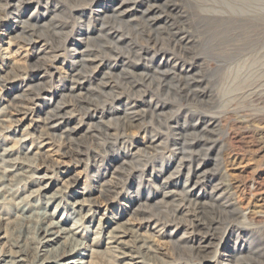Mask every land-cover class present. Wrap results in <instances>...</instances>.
<instances>
[{
  "label": "rangeland",
  "instance_id": "1",
  "mask_svg": "<svg viewBox=\"0 0 264 264\" xmlns=\"http://www.w3.org/2000/svg\"><path fill=\"white\" fill-rule=\"evenodd\" d=\"M147 1L0 0V157L8 149L18 158H0V174L13 165L47 176L13 182V200L0 203L14 221L0 219V249H17L16 202L49 184L48 193H60L54 219L67 227L76 199L92 203L76 237L87 253H104L87 256L89 264H126L106 248L107 229L118 224L133 264H264V0H151L159 7L149 21ZM112 41L119 49L109 55ZM81 51L98 55L99 67L71 92L70 75L86 69L75 62ZM81 96L100 100L105 114L84 115L73 103ZM60 103L68 118L45 126L48 106ZM127 113V134L104 141L100 129L116 133ZM26 154L37 167L20 163ZM197 177L198 186H185ZM143 238L151 251L138 247Z\"/></svg>",
  "mask_w": 264,
  "mask_h": 264
},
{
  "label": "bare ground",
  "instance_id": "2",
  "mask_svg": "<svg viewBox=\"0 0 264 264\" xmlns=\"http://www.w3.org/2000/svg\"><path fill=\"white\" fill-rule=\"evenodd\" d=\"M123 1H125V0H123ZM147 2H150L152 4L147 3L148 5L145 8H143L142 13H143L144 17L149 16L148 18L146 17V19H145V20L149 21V20H153V19H150L151 17L157 18V17H155L156 14L158 13V11H156V7H159V5H156L154 2H151V0H148ZM167 3L168 2H166V4ZM121 4L123 5L122 2H121ZM163 5H164V7H166L165 3ZM176 8L177 7H175L174 9L176 10ZM119 12H121V11H119ZM117 18H120L119 15L117 16ZM117 21L119 22L120 25L123 26V21L121 19H117ZM55 30L58 31V27L55 26ZM44 35H46V34H44ZM104 36L107 37L108 39H110V37L107 34H104ZM26 41H30V40L26 39ZM179 41H180V39H179ZM110 44L111 45H117V42L112 41ZM118 47H119L118 45H117V47L111 46V48H109L111 52H109V51H107V52H109V55H111L113 53L112 50H114L115 48H118ZM102 51H104V46L102 47ZM115 54H116V57L118 58L119 54L118 53H115ZM96 58H98V55L96 57V56L89 54V52H84V51H81L80 54L77 55L75 62H77L78 64L80 62L81 65L86 66V69L74 71V73H72L70 75L69 82H70L71 86H69L68 89L71 92H74L76 90V88H79L81 86L80 85L82 83L81 80H83V82L87 81L85 78L88 77L89 74L90 75L93 74L98 69L99 63L96 64V60H95ZM101 60H103V62H104L103 58H101ZM156 68H159V67H156ZM77 70H78V68H77ZM83 73H86V76ZM5 78H7V77L1 76L0 79L3 80ZM114 84L115 83H109V82H107V83L103 82L102 83V85H109L112 88L114 87ZM129 85H131V84H129ZM129 85L122 88V89H124L128 93L132 94V86H129ZM98 88H100L101 93L102 92L104 93V88H102L101 86H99ZM20 95H21L20 100L24 99L23 98L24 94L22 93ZM98 97L100 98V95H98ZM16 98H17V96H16ZM30 98H31L30 100L33 99V97H30ZM92 98L93 97L81 96L77 100H74L73 103L75 104V106L79 105L80 110H82V112H85L84 115H86L88 117H95V115L97 113H100V115H104L105 112H103V111L99 112V109L97 107L100 100L96 101L95 99H92ZM20 102L23 104V107L26 106V103H24V101H20ZM121 104L122 103H120L119 105L122 106ZM67 105H68V103H67ZM72 106H73V104H72ZM48 108H49V110L46 111L47 114H46V117L43 119V122H44L45 126H47V127L49 126L50 128L54 127V125H56L59 120L68 118V113L71 112V109H67L66 105L63 103H60L58 105L57 104L49 105ZM24 109L26 111L31 110L30 107L24 108ZM125 110L130 111L131 108L127 107V108H125ZM109 111H110V114H112L113 110L112 111L109 110ZM132 113H135V112H133V110H132ZM101 118H104V117H101ZM115 118L116 117H113L114 120H115ZM116 121L119 122V124L117 126H114L116 128L115 129L116 133L113 134L112 132L108 131L105 127L104 128L102 127L100 129L101 134L100 133L99 134L104 136V138H103L104 141L111 140L112 138H114L115 141L119 140L120 136L127 134L126 131L128 130V128L131 127V125L133 123L132 117H130V115H128V113H127V116H125L124 119H122V121H118V120H116ZM113 122H115V121L110 120V121H107V124L109 126H113ZM50 124L53 126H51ZM65 127H66V130H68L69 132L77 129V125L72 126L70 123L66 124ZM20 140L24 141V139H20ZM68 140L72 141V138H68ZM153 143H150V144L152 145ZM145 147H147V146H145ZM77 150H79V148ZM9 151L10 150H8V149H4L3 153L1 154V155H3V157H0L2 162H5V163L8 161H12V162L14 161L15 162L18 160L17 157L15 159L12 158L13 160L9 159L10 158L9 156H11V151L10 152ZM139 151L141 152V149ZM34 154L36 155V154H38V152H34ZM183 157H188L192 160L194 158V154L191 153L190 155H187V156L183 155ZM123 158H127V157L123 156ZM21 159H20L21 160L20 163H22V164L26 162L27 164H31V166L32 165L36 166L34 164L35 163L34 161L37 159L36 157L34 158L33 156H29V154H26V156L23 158L21 157ZM184 165H185V163H181L178 168H181ZM9 166L12 167V169L10 167L5 168L4 171H2V174H0V182L2 184V186H0V203L3 201H7V200H13V198H11L10 195L8 196V193H11V191L13 190V186H12L13 182L17 181L16 184L21 182V181L31 182L32 180H35V179H41L42 180V179H45L47 177L46 175H43V176L41 175V177L36 176V173H35L36 170L35 171L33 170L32 173L26 175V173L29 171L28 169L24 170V168L22 167V170H23L22 171L21 167H20L19 171H17V169L13 168V165H9ZM8 171H11V173L7 174L6 172H8ZM191 173H192L191 176L194 177L195 172H192V170L190 169L189 175ZM189 180L191 181L192 178H189ZM189 180L186 181L185 186L188 185L194 189L196 186L199 185L198 184V180H199L198 177H197L196 181H194L192 183L189 182ZM188 183H190V184H188ZM48 185L47 186L46 185L39 186L38 189L33 190L32 194L29 196V197H32V200L28 199L26 201V199L22 198V200H19L18 202H16L15 206L12 208L14 218L15 219L17 218L19 221V232H20L19 238H20V240H19V242H17V245H16L17 249L16 250L10 249V251L9 250L5 251L3 248L0 249V264H89V262L86 261V259H85L87 256L91 257V255H92V257H94L93 255H95V254L97 255V253H99V254L104 253L103 251H99V250L96 251L93 249H90L89 250L90 252L87 253L86 243L83 240L76 237L77 232L79 231L78 229L82 225H84L86 219L88 220L90 218V214L93 211L92 203H87V201H88L87 199H76V201H74V203H72V212L67 213V215H68V217H71V215L76 214L77 217H75L74 224L70 227H67V226L63 225L60 220L54 219L56 216L55 214L57 213V211L60 209L59 207L61 206V200L58 201V199H57V197H60V195H59L60 193L58 194L57 191H55V192L53 191L52 193H48L49 192L48 189L51 188ZM185 186L182 187L183 191L185 190ZM253 188H255V186H253ZM166 193H168V192H166ZM166 193L164 195H166ZM42 196L44 197V199L42 200V203H40L39 197H42ZM35 197H38V200L35 201ZM140 198H139V200H140ZM56 200L58 202H56V206H55L54 211L49 212L48 211L49 206H51ZM145 201H146V199H145ZM250 201L251 200L249 199L247 205L250 203ZM240 207L242 208V206H240ZM30 208L33 209V211L30 212L29 211ZM236 210H234V212L238 214V212H236ZM241 216H242V218H244V221H245V218L247 219L248 217L251 218V220L254 219V217L248 216L247 213H243ZM0 219H3V220L7 219V221H8L9 218L6 217L5 213H0ZM15 219H13V220H15ZM10 221H9L10 223L14 222L12 220H10ZM103 229H104V226L102 225V222L100 221L99 224L97 225V227L92 230L96 234V236L94 238L99 237V235H101L103 233ZM16 232H17V230H16ZM107 234H108L107 237L109 238L108 243L111 244V245H107V247H106L107 249L108 248L111 249V251L108 250L109 251L108 253H111V252L113 253L115 251L120 252L122 257L128 258V261L126 262V264L136 263V261H134V260L138 256L135 254H132L133 243L126 240L127 232H125V230L121 229V225L118 224L117 226L110 227L109 229H107ZM23 238H25L24 241H23ZM138 241H140V243H141L140 246H138L139 248H142V249L144 248L143 250L151 251L150 246L146 244L148 242L147 239H144V238L138 239ZM142 243H143V245H142ZM29 248L34 249V253H33L34 255L32 254V256H30L28 254ZM107 249H105V250H107ZM117 256H119V255H117ZM121 256H119V257H121Z\"/></svg>",
  "mask_w": 264,
  "mask_h": 264
}]
</instances>
